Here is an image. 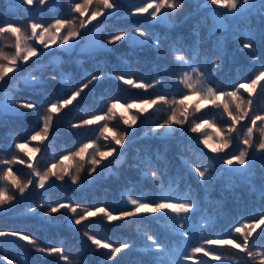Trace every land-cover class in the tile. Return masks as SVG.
Returning a JSON list of instances; mask_svg holds the SVG:
<instances>
[{"label":"snow or ice","instance_id":"6c2138e0","mask_svg":"<svg viewBox=\"0 0 264 264\" xmlns=\"http://www.w3.org/2000/svg\"><path fill=\"white\" fill-rule=\"evenodd\" d=\"M53 2L54 0H19L21 6L32 10H46ZM183 7L184 0H127V3L125 0H69L67 18H56L48 24L32 20L28 24L30 31H25L14 22H5L0 26V39H5L13 49L5 52L0 48V125L5 124V118L19 119L29 113L38 117L36 128L24 142H18L14 136L4 137V142L9 147L3 150L11 151L14 147L17 154L11 155V158L0 156V210L11 208L26 196L30 197L39 190L46 191L57 183L81 187L94 182L105 169L111 170V165L123 160L127 146L132 142L131 138L136 135L140 117L150 110H159L164 106H167V115L147 124L145 135L159 139L173 137L178 132L194 134L198 143L213 155L205 157L201 151L192 163L188 157L182 156L181 159L184 169L197 178L202 188L212 187L217 173L216 161L220 162L221 172L245 178L250 176L251 166L256 159L259 157L264 160V110L257 111L252 107L254 94L258 90L264 92V53H257L254 32L245 33L242 42L240 33L233 32V38L239 47L247 50L251 62L258 64L259 68L254 77L238 83L232 90L223 89L220 85L214 87L213 81L222 66L225 51L221 39L212 38L217 31H227V20H247L255 13L264 23V0H197V11L205 10L208 17L212 18L208 31V39L212 44L207 48L198 39V30L195 33L197 39L187 45L175 40L169 43L167 33L161 36L151 30L161 23H169L170 16L176 15L177 10ZM125 11L128 17L142 18L133 22L137 26L131 29L113 26L109 30L105 22L118 18ZM149 21L152 23L144 27ZM260 40L264 45V29L260 32ZM121 44L127 45L132 53L153 51L157 58H160L161 47H166L172 61L157 63L156 69L158 72H165L167 78L174 82L178 88L177 94L170 98L165 92L123 103L113 96L103 101L100 110L90 112L82 119L69 121L68 124L69 136L78 135L80 129H91L97 135L87 138L75 150H66L65 154L40 170L38 158L34 154H39L41 145L50 139L55 120L65 110L84 102L85 96L93 90L103 89L110 82H118L119 85L144 92L165 85L166 80L159 76L151 81L137 79V72L127 59L121 61L126 66L125 71L108 69L105 62L98 59L114 52ZM60 52L71 57L79 67H83L84 60L95 61V68L93 71L84 69L79 77L65 72ZM201 52H204L202 59ZM46 59L47 65L44 63ZM46 66H51L52 69V74L47 79L43 76V68ZM10 81H15L16 84L22 82L24 89L9 86ZM53 82H58L62 91L51 92ZM241 89L247 93V99L241 94ZM52 95L56 96L55 100L51 99ZM191 97H196V100L192 104L186 103ZM39 99L44 101L43 111ZM209 106L222 110V114L227 117L222 127L217 128L203 117H195V113H200ZM119 108L124 111H118ZM246 119L250 123L242 125L241 122ZM113 121L115 123L110 126ZM238 125L245 129L242 135ZM206 128H213L214 132L209 134L205 131ZM11 131L9 128V132ZM100 140L105 142L103 148L98 143ZM210 140L215 143H210ZM32 142H36L35 146L29 148L28 145ZM18 153H23L27 160ZM17 163L26 165L29 169L27 179H22L13 171L12 166ZM129 167L157 185L160 190L158 199H145L126 192L124 198L128 207L118 211L103 205L84 208L71 201L49 205L41 203L38 207L41 210L47 208V211H43L46 217L63 210L68 223L75 226L77 231L79 226L97 217L107 224H116L140 216L159 214L172 221L175 225L173 231L181 240L186 241L189 237L187 221L195 213L202 215L201 228H207L211 217L190 191L180 192L174 188L176 181L171 177L165 187L163 177L167 175L164 170L167 168V158L163 153H152L149 149L143 152L138 150ZM36 210L30 207L28 212L35 213ZM262 226L264 214L248 223L234 226L223 238H203L202 233V242L196 246L178 244L172 247L170 243H163L155 235L144 232V250L153 257L154 264L222 262L224 255L221 249L224 248L231 250L237 264H264V251L258 250L264 248V244L257 245L254 239V233L262 229ZM260 234L264 235V230ZM9 238L24 242L35 252L55 255L63 264H73L64 245L42 246L29 233L0 230V239ZM83 239L95 251L105 250V264H115L118 254L135 247L134 242L125 240L114 244L106 237L89 231L83 232ZM201 253L202 257L196 260L197 254ZM239 254H243V260ZM0 264H16V261L4 257L0 259Z\"/></svg>","mask_w":264,"mask_h":264},{"label":"trees","instance_id":"16d2710c","mask_svg":"<svg viewBox=\"0 0 264 264\" xmlns=\"http://www.w3.org/2000/svg\"><path fill=\"white\" fill-rule=\"evenodd\" d=\"M79 2V0H76ZM127 3V0H125ZM69 12V0H54L53 4L45 9H28L27 6H21L19 0H0V26L5 22H14L25 31L28 24L32 20L48 24L56 18H67ZM140 17H128L127 12H122L118 18H112L105 22L109 30L115 27L132 28L133 22L141 20ZM169 23H161L151 30L158 35L163 36L167 33L169 43L179 41L182 44H190L197 39L195 33L198 30V39L203 42L205 48L210 47L212 41L208 39L209 26L212 24V18L208 17L205 10L197 11V0H184V7L177 10V14L170 16ZM152 22L149 21L144 27H148ZM228 27L226 32L217 31L212 40L220 38L224 45L225 56L213 86L220 85L223 89L232 90V88L246 79H251L259 68L258 64L251 62V57L247 55V50L239 47L237 41L233 38L232 33H240V40L243 41L244 34L252 31L256 35L257 53H264V45L261 44L260 32L264 29V23L261 17L253 13L247 20L226 21ZM0 48L5 52H11L13 49L8 46L5 39H0ZM204 52H201V59ZM160 58H157L153 51L130 52L127 45L121 44L118 48L109 53L107 56L98 59L105 62L108 69L117 71H125L126 66L121 62L127 59L131 63V67L137 72V79L143 78L151 81L159 76L166 80L163 87L157 86L149 89L147 92L139 89H131L128 86L119 85L118 82H110L103 89L93 90L85 96L84 102L77 104L70 110H65L61 116L55 120L53 132L48 141L41 145V152L34 154L38 158V167L43 170L49 162L58 159L60 155L65 154L66 150H75L82 142H86L87 138H94L97 133L91 129H80L79 134L68 135L69 121L84 118L90 112L98 111L102 108L105 100L111 99L113 96L121 99V102H131L135 98L144 96H155L162 93H168L169 97L177 94L178 88L171 79L167 78L165 72H158L157 63L165 64V61H172V56L166 47H161ZM60 60L63 61L62 67L65 72L74 76H81L84 69L93 71L95 61L84 60L83 67H79L73 62V59L63 52L59 53ZM48 64L47 59L44 61ZM35 67V65H31ZM211 65L208 66L210 68ZM205 70V69H202ZM25 74H27L25 72ZM52 74L51 66L43 68V76L45 79ZM9 86H15L18 90H23L24 85L21 82L16 84L10 81ZM50 91L60 92L58 82L51 84ZM107 93H111L108 95ZM241 94L247 99V93L241 89ZM19 98V97H17ZM52 100L56 99L55 95L51 96ZM196 97H191L186 103L192 104ZM253 109L264 110V92L257 91L253 96ZM41 111L45 104L43 99H39ZM118 111L123 112L124 109L119 108ZM167 115V106L159 110H150L140 117L136 126V135L131 138L132 142L127 146L123 160L118 164L111 165V170L105 169L103 174L98 176L94 182L76 187L67 184L57 183L48 188V190H39L32 196H26L22 201L13 205L11 208L0 210V230H18L33 235L42 246H59L64 245L66 251L71 255L73 264H105V250L98 252L94 248L89 247L83 239V232L89 231L94 234L106 237L111 242L119 243L121 241H130L135 243V247L131 251H125L118 254L115 258V264H154V259L144 250L143 233L155 235L158 240L163 243H170L172 247L180 245L196 246L202 242L203 238H223L227 236L234 226L248 223L251 219L264 214V160L259 157L251 166L252 171L249 177H241L238 174H230L221 172L219 161L215 162L217 173L212 187L204 189L199 184L194 175H189L184 169L181 157H188L189 162L195 161L196 156L201 151L205 157H211L213 154L208 152L203 145L199 144L192 133H176L173 137H161L153 139L146 136V125L156 119H162ZM195 117H203L208 119L215 126L222 127L227 117L222 114V110L209 106L200 113H195ZM37 115L29 113L25 117L16 119L14 117L5 118V124L0 125V156L11 158V155L17 154L14 147L11 151H4L9 145L4 142V137L14 136L18 142H24L36 128ZM199 122V120H197ZM113 121L112 124H114ZM249 120L241 122L242 125H248ZM240 134L244 132V128L237 126ZM9 128L12 129L9 132ZM206 132L212 134L213 128H206ZM258 135V134H257ZM210 143H215L210 140ZM36 142L28 145L29 148L35 146ZM103 148L104 141H98ZM149 149L152 153H163L167 158V168L164 169L167 175L163 177L165 187L169 183V178L176 181L173 187L180 192L190 191L195 196L202 208L206 210L211 221L206 229L201 228L203 218L200 213L192 214L187 221L188 239L181 240L173 231L175 225L167 217L160 216H140L132 218L127 222H118L116 224H107L100 217L90 219L85 224L79 226V230L75 226L68 223L66 214L63 212L54 214L51 217L43 215V211L38 205L55 204L57 202H68L80 204L82 207L106 206L113 211H118L128 207L125 203V193L131 192L135 196L145 199H158L160 190L156 184L150 179L143 177L135 169L129 167L133 163V157L137 151L143 152ZM27 150V149H26ZM20 157L27 160L23 153H18ZM203 159V158H202ZM67 163V162H66ZM13 171L22 179H27L29 169L26 165L14 164ZM163 167V165L161 166ZM225 168L227 166H224ZM2 186V185H0ZM36 208L35 213H29V208ZM264 230L258 229L254 233L255 243L257 245L264 244V235L260 233ZM264 251V248L258 249ZM224 255L222 262L209 261V264H237V260L232 256L230 249H221ZM243 260V254H239ZM7 257L14 259L16 264H63L62 261L53 256H47L32 250L31 246L26 245L22 241H12L0 239V259ZM202 257L197 254L196 260ZM209 260V258L204 257ZM111 264V262H109ZM185 264H193V261H187Z\"/></svg>","mask_w":264,"mask_h":264}]
</instances>
